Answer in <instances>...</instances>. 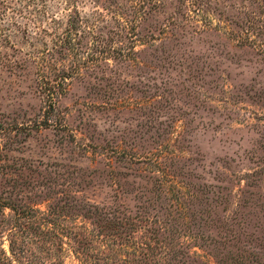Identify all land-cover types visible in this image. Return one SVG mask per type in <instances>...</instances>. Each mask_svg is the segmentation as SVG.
Instances as JSON below:
<instances>
[{
  "label": "rangeland",
  "instance_id": "1",
  "mask_svg": "<svg viewBox=\"0 0 264 264\" xmlns=\"http://www.w3.org/2000/svg\"><path fill=\"white\" fill-rule=\"evenodd\" d=\"M1 219L3 264H264V0H0Z\"/></svg>",
  "mask_w": 264,
  "mask_h": 264
},
{
  "label": "trees",
  "instance_id": "2",
  "mask_svg": "<svg viewBox=\"0 0 264 264\" xmlns=\"http://www.w3.org/2000/svg\"><path fill=\"white\" fill-rule=\"evenodd\" d=\"M12 208L14 207V206H11ZM15 211H16V208H13ZM88 211H90L92 214H94V217L96 218V216H97V214H98V211H97V209H96V207H94V210L93 211H91V210H88ZM100 213V216H102V219L103 220H106L107 218H108V216H107V213L108 212H106V211H99ZM109 214H111L110 212H109ZM106 215V216H105ZM22 216H24V215H22ZM110 217H112L113 218V215H111ZM109 219V218H108ZM1 221H3V219H1L0 220V222ZM113 223L114 224H117V225H121L122 224V222L118 219L117 221L116 220H114L113 219ZM113 224V225H114ZM1 225V224H0ZM2 260H4L1 256H0V264H3V263H5L4 261H2ZM9 260V259H8ZM10 261H8V263H9ZM8 263H6V264H8Z\"/></svg>",
  "mask_w": 264,
  "mask_h": 264
}]
</instances>
